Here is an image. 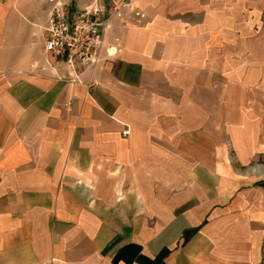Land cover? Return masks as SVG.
Wrapping results in <instances>:
<instances>
[{"label":"crops","instance_id":"obj_1","mask_svg":"<svg viewBox=\"0 0 264 264\" xmlns=\"http://www.w3.org/2000/svg\"><path fill=\"white\" fill-rule=\"evenodd\" d=\"M51 4L0 0V264H264V0H133L79 71Z\"/></svg>","mask_w":264,"mask_h":264},{"label":"built area","instance_id":"obj_2","mask_svg":"<svg viewBox=\"0 0 264 264\" xmlns=\"http://www.w3.org/2000/svg\"><path fill=\"white\" fill-rule=\"evenodd\" d=\"M74 0H52L44 38L46 53L60 58L75 71L97 64L111 17H122L126 10L140 24L145 14L133 0H118L111 5L93 0L88 6L75 5ZM128 134V129L124 132Z\"/></svg>","mask_w":264,"mask_h":264}]
</instances>
